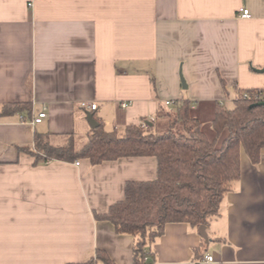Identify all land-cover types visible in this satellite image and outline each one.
Instances as JSON below:
<instances>
[{"label": "crops", "instance_id": "1", "mask_svg": "<svg viewBox=\"0 0 264 264\" xmlns=\"http://www.w3.org/2000/svg\"><path fill=\"white\" fill-rule=\"evenodd\" d=\"M262 68L264 0H0V108L30 104L0 115V264L84 263L97 250L133 264L134 237L95 214L156 176L151 157L34 164V133L57 145L86 139L88 114L119 133L156 127L176 102L232 109L239 92L264 88ZM206 232L208 245L188 224L166 225L146 264H264V150L256 165L241 155Z\"/></svg>", "mask_w": 264, "mask_h": 264}, {"label": "trees", "instance_id": "2", "mask_svg": "<svg viewBox=\"0 0 264 264\" xmlns=\"http://www.w3.org/2000/svg\"><path fill=\"white\" fill-rule=\"evenodd\" d=\"M249 93L251 99H244ZM259 97L254 100V97ZM232 109L213 105L208 136L191 103H174L163 113L168 127L158 132L154 122L129 125L119 135L99 123L77 148L72 135L61 144H53L50 135L34 133L33 148L26 150L34 164L50 161L88 160L91 165L123 158L151 157L156 160V176L144 182H127L121 201L95 218L110 223L119 235L134 237L133 264H146L152 242L168 224H188L198 229L217 216L225 195L241 176V155L252 165L259 163L264 150V88L241 91ZM30 104H9L0 108L8 116L29 109ZM114 264L104 251L84 263Z\"/></svg>", "mask_w": 264, "mask_h": 264}, {"label": "rangeland", "instance_id": "3", "mask_svg": "<svg viewBox=\"0 0 264 264\" xmlns=\"http://www.w3.org/2000/svg\"><path fill=\"white\" fill-rule=\"evenodd\" d=\"M231 107H232V105H225L223 108L224 109H229V108L231 109ZM213 112H214L213 107H202V106L199 107V106H197V109L195 111L193 110L194 115L196 117H198L200 119L201 123L203 124V128H204V130L208 136H211V134H212L211 129H210V122H211V119L213 117ZM167 127H168V118L162 117L156 125V130L158 132H163L167 129ZM141 128L144 130H147V127L146 128L141 127ZM107 130L111 131V129H109V128H107ZM122 133L123 132L121 131L118 134L122 135ZM75 139H76L75 145L77 148H80L85 143V140H86L84 135L80 134V133L78 134V136Z\"/></svg>", "mask_w": 264, "mask_h": 264}, {"label": "built area", "instance_id": "4", "mask_svg": "<svg viewBox=\"0 0 264 264\" xmlns=\"http://www.w3.org/2000/svg\"><path fill=\"white\" fill-rule=\"evenodd\" d=\"M30 5V4H29ZM241 18H249L250 17V13H249V10L248 9H242L241 10V13H240V15H239ZM243 98L244 99H251V97H250V94L249 93H245V94H243ZM254 100H258L259 99V97H254L253 98ZM166 105H170V103L169 102H166L165 103ZM81 108L82 109H87V110H89V111H95L96 110V108H97V106H96V104H94V103H81ZM121 107L122 108H126L127 107V105L125 104V103H123V104H121ZM46 117V114H45V112L44 111H42V112H40V113H38L31 121H30V125L31 126H34V125H36V124H39V123H41L42 122V120L44 119ZM140 126L141 127H147L146 126V123H144V122H142L141 124H140ZM75 165H79V162H75ZM144 261H146V259H144ZM214 260H213V257L212 256H210V255H207V256H205L204 258H203V260H202V262L203 263H212Z\"/></svg>", "mask_w": 264, "mask_h": 264}, {"label": "water", "instance_id": "5", "mask_svg": "<svg viewBox=\"0 0 264 264\" xmlns=\"http://www.w3.org/2000/svg\"><path fill=\"white\" fill-rule=\"evenodd\" d=\"M257 72L264 73V68H262L260 70H257ZM180 80H181L182 87L184 89H186V84H185V81H184L181 73H180ZM262 104L264 105V103H262ZM87 123L89 124L91 129H95L99 125V123L93 118L92 114H88L87 115ZM198 234L203 239L205 245H208L210 241H209V238H208V235H207V232H206V226H204V225L200 226L198 228Z\"/></svg>", "mask_w": 264, "mask_h": 264}]
</instances>
